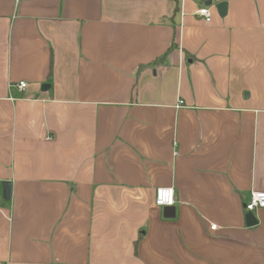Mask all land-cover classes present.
Here are the masks:
<instances>
[{"label": "crops", "instance_id": "1", "mask_svg": "<svg viewBox=\"0 0 264 264\" xmlns=\"http://www.w3.org/2000/svg\"><path fill=\"white\" fill-rule=\"evenodd\" d=\"M0 190V264H264V0H0Z\"/></svg>", "mask_w": 264, "mask_h": 264}, {"label": "built area", "instance_id": "2", "mask_svg": "<svg viewBox=\"0 0 264 264\" xmlns=\"http://www.w3.org/2000/svg\"><path fill=\"white\" fill-rule=\"evenodd\" d=\"M194 15L203 18L204 21L209 22L211 20V11L209 7L202 6L195 10ZM16 87L19 90H23L26 87L24 81L17 83ZM182 103V101H178ZM2 200V193L0 190V202ZM175 203L174 190L172 187H160L155 190L153 196V204L158 207L173 206ZM258 208H264V190H252L250 193V199L245 204L246 211H254ZM216 226L210 225V229L214 230Z\"/></svg>", "mask_w": 264, "mask_h": 264}, {"label": "water", "instance_id": "3", "mask_svg": "<svg viewBox=\"0 0 264 264\" xmlns=\"http://www.w3.org/2000/svg\"><path fill=\"white\" fill-rule=\"evenodd\" d=\"M210 3L211 2L209 1L206 4H210ZM216 9H217L219 15H224L226 12V3L225 2H219L218 4H216ZM2 193H3V197L5 199H9L10 184L8 182H3ZM168 208L171 209V212L165 211L164 216L165 217H172L174 215V207H168ZM164 209H166V207ZM245 219H246V224L248 226L256 224V219H255L253 213L250 211L245 215Z\"/></svg>", "mask_w": 264, "mask_h": 264}]
</instances>
